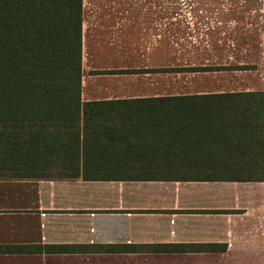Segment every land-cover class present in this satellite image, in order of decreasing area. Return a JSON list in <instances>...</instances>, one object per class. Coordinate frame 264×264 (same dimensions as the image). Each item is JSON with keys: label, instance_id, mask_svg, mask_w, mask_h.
<instances>
[{"label": "crops", "instance_id": "obj_1", "mask_svg": "<svg viewBox=\"0 0 264 264\" xmlns=\"http://www.w3.org/2000/svg\"><path fill=\"white\" fill-rule=\"evenodd\" d=\"M82 36L102 168L0 178V264H264V180L224 168L260 162L264 0H83Z\"/></svg>", "mask_w": 264, "mask_h": 264}, {"label": "trees", "instance_id": "obj_2", "mask_svg": "<svg viewBox=\"0 0 264 264\" xmlns=\"http://www.w3.org/2000/svg\"><path fill=\"white\" fill-rule=\"evenodd\" d=\"M82 25L83 0H0V178L87 177L102 168L81 173L68 153L72 125L87 106ZM258 94L263 134L253 152L260 162L224 166L231 177L264 180V91Z\"/></svg>", "mask_w": 264, "mask_h": 264}]
</instances>
